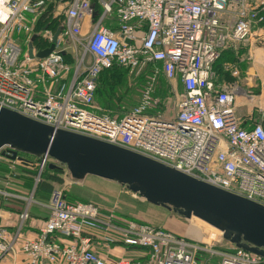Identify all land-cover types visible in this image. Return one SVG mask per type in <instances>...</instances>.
<instances>
[{"label": "built area", "instance_id": "1", "mask_svg": "<svg viewBox=\"0 0 264 264\" xmlns=\"http://www.w3.org/2000/svg\"><path fill=\"white\" fill-rule=\"evenodd\" d=\"M51 1L58 5L60 35L53 52L38 58L30 56L29 44L48 2L0 0L1 107L122 146L264 205V105L259 121L242 115L248 92L237 81H219L214 68L222 50L264 36V0H98L97 16L92 0ZM112 18L117 30L106 24ZM57 30L43 28L45 48ZM45 48H34V54ZM114 66L134 75L153 69L138 104L122 117L99 112L95 102L99 76ZM160 76L169 85L165 98L158 94ZM15 161L33 166L24 158ZM49 162H38L28 194L0 188L1 195L25 202L15 231L0 225V259L18 249L24 264H208L198 261L201 251L221 257L219 264L263 259L233 244L224 251L201 246L94 202L71 201L57 186L42 202L48 216L36 236L21 239ZM117 247L141 248L143 258H110Z\"/></svg>", "mask_w": 264, "mask_h": 264}, {"label": "water", "instance_id": "2", "mask_svg": "<svg viewBox=\"0 0 264 264\" xmlns=\"http://www.w3.org/2000/svg\"><path fill=\"white\" fill-rule=\"evenodd\" d=\"M59 35L57 30L51 45L36 54L30 47V56H49ZM20 153L54 159L60 165L52 163V166L66 167L73 180L99 177L126 187L148 203L184 219L198 218L220 230L226 242L264 259L263 204L122 146L55 128L0 106V154L15 160L23 159Z\"/></svg>", "mask_w": 264, "mask_h": 264}, {"label": "trees", "instance_id": "3", "mask_svg": "<svg viewBox=\"0 0 264 264\" xmlns=\"http://www.w3.org/2000/svg\"><path fill=\"white\" fill-rule=\"evenodd\" d=\"M48 2L46 11L41 17H39L37 24L35 26V33L29 47H34L36 49L45 48L49 43L42 36V30L45 26L49 25L50 28L57 30L59 27L58 17L54 16V10L58 8V5L51 0H45ZM95 5L94 16L101 13L102 7L99 4L98 0H92ZM106 24L114 30H117V19L112 18L108 19ZM248 56L249 48L245 45H239L236 48L224 49L222 50L221 56L215 63V71L218 76V80H227L229 82H239L242 85V80L244 79L245 72L248 69ZM151 68V67H150ZM152 69V68H151ZM234 69L239 70V76L234 77L232 72ZM233 70V71H232ZM146 77L139 76L133 78L129 71L125 68L114 66L111 69L104 70L98 79V87L96 91V105L98 111L101 113H107L112 117H122L127 113L132 107L138 104L142 89L146 85ZM165 85L168 86L167 81L163 76H160L158 80V94L165 98L168 94V89L165 88ZM245 88V87H244ZM134 94L137 95V99L134 98ZM256 111V115H257ZM258 120L259 121V115ZM19 156H22L26 161H30L33 166L25 167L21 165L15 166L14 169L10 170L8 167V162L12 160L5 158L0 155V158L7 160V164L0 161V180L9 181V177L17 178L22 181V187L28 189V192L34 188L35 179L38 173V162L41 158L35 157L33 155L20 153ZM50 162L44 168L40 181L36 185L35 197L38 201L47 202L49 201L51 194L55 187L59 184L65 182V167H53L52 162H56L54 159L49 158ZM10 182V181H9ZM66 193V192H65ZM67 198L70 200L69 195L66 193ZM3 198V197H1ZM21 204V213L24 209L25 202L23 200L17 199ZM170 212V211H169ZM141 222H146L153 224L155 226L164 227L170 231H173L180 237V233L176 232L174 228L168 227L162 224H154L149 221H146L142 218H134ZM219 250L230 249V243L227 248H222L216 246ZM132 249V248H131ZM140 251L141 248H136ZM127 257V256H124ZM133 259H138V257H129ZM143 258V257H142ZM198 261L204 263L207 261L208 264H219L221 257L212 256L207 252H199ZM259 264H264V259L261 260Z\"/></svg>", "mask_w": 264, "mask_h": 264}, {"label": "rangeland", "instance_id": "4", "mask_svg": "<svg viewBox=\"0 0 264 264\" xmlns=\"http://www.w3.org/2000/svg\"><path fill=\"white\" fill-rule=\"evenodd\" d=\"M152 72L153 69L148 68L139 75H130L133 78L145 76L147 85ZM245 78L244 75L242 83ZM168 86L165 85V88L168 89ZM241 86L244 88L243 84ZM244 89L246 91L249 90L246 87ZM250 92L253 95L255 93L254 91ZM134 98H138L136 94H134ZM244 98H247V96H244ZM242 108L243 111L246 109L244 106H242ZM242 110L240 112H243ZM0 161L7 164V160H4V158H0ZM15 163V160L8 162L10 170L17 166ZM57 187L63 188L69 195L71 201L94 202L100 205L104 211H114L116 213L125 214L131 218H142L154 224H162L172 227L182 236L197 241L201 246L215 249H218L216 246L222 248H227L229 246V243L223 239L222 233L206 222L195 217L187 220L172 211L169 212L163 207L152 205L141 198L138 194L129 191L126 187L115 182H110L95 176H87L85 180L65 181L64 183L57 185ZM118 257H122V255L114 253V258Z\"/></svg>", "mask_w": 264, "mask_h": 264}, {"label": "crops", "instance_id": "5", "mask_svg": "<svg viewBox=\"0 0 264 264\" xmlns=\"http://www.w3.org/2000/svg\"><path fill=\"white\" fill-rule=\"evenodd\" d=\"M90 20L85 22L87 27ZM249 48L248 56V69L245 73V80L243 81V86L246 87L248 92V97L242 100L246 109L241 112L242 115L248 116L253 114L252 119L258 120V114L256 111L258 107L264 105V36L258 38L254 36L248 42L243 44ZM242 82V81H241ZM255 86V87H254ZM256 89V90H255ZM250 91H254V95ZM253 112V113H252ZM258 113V111H257ZM260 118V117H259ZM261 119V118H260ZM259 119V120H260ZM9 181L0 180V188L8 189L7 191L12 194H17L24 196L28 194V189L22 187V181L17 178L8 177ZM66 181H72L68 177ZM111 182V181H110ZM3 197V198H1ZM17 199L22 200L21 197L15 196H5L0 194V225L4 226L10 233L15 231L19 223V210L21 209V204ZM48 216V209L44 206V203L36 201L31 206V216L27 221L26 227L24 228L21 239L33 238L36 236L40 225ZM97 250L100 253L107 256V249L102 246H98ZM113 253L117 255H122V257H143V252L135 248H125L117 247L113 250ZM113 258V255H109ZM26 261L25 255L18 249L16 254L10 253L9 255L0 259V264H24Z\"/></svg>", "mask_w": 264, "mask_h": 264}, {"label": "bare ground", "instance_id": "6", "mask_svg": "<svg viewBox=\"0 0 264 264\" xmlns=\"http://www.w3.org/2000/svg\"><path fill=\"white\" fill-rule=\"evenodd\" d=\"M1 13H5V11L3 10V8L0 6V16H1ZM204 222V221H203ZM216 229V228H215ZM219 232H221L220 230H218ZM222 233V232H221Z\"/></svg>", "mask_w": 264, "mask_h": 264}]
</instances>
